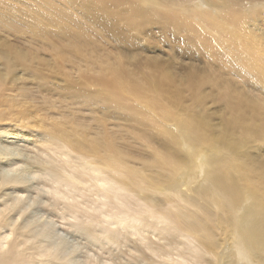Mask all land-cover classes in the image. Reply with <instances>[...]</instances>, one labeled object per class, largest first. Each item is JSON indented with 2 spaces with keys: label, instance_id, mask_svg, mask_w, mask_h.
<instances>
[{
  "label": "bare ground",
  "instance_id": "6f19581e",
  "mask_svg": "<svg viewBox=\"0 0 264 264\" xmlns=\"http://www.w3.org/2000/svg\"><path fill=\"white\" fill-rule=\"evenodd\" d=\"M153 1L166 9L175 2ZM108 2L0 0V264H264V97L237 92L233 124L223 131L204 120L180 122L188 152L160 124L176 139L164 144L175 149L150 147L148 134L142 139L149 144L132 146L133 136L124 133L121 119L106 117V107L148 90L145 77L110 61L100 41L99 28L121 18L105 15ZM199 2L217 47L245 49L264 94V0ZM23 18L36 21L31 41L24 40ZM48 25L52 32L59 26L53 33L62 38L43 28ZM7 34L22 49L36 47L18 52ZM33 60L61 67L65 95L45 97L41 88L25 84ZM74 71L85 81L69 78ZM152 95H145L149 110ZM164 105L168 113L169 103ZM23 125L32 130L24 134Z\"/></svg>",
  "mask_w": 264,
  "mask_h": 264
},
{
  "label": "rangeland",
  "instance_id": "374dc122",
  "mask_svg": "<svg viewBox=\"0 0 264 264\" xmlns=\"http://www.w3.org/2000/svg\"><path fill=\"white\" fill-rule=\"evenodd\" d=\"M115 1L116 0H109L107 3L108 9L106 8L104 13L107 17L110 15H116L121 18L118 22L112 20V24H109L108 27L99 28V33L101 35L100 41L105 47L108 57L111 58L110 61L117 59L120 61L121 65L124 66V69L126 68L127 73L133 76L138 75L140 79L145 77L143 82L144 80L146 81V84L144 82V84L147 86V88L145 87V91L148 90L146 92H149V95H147L146 92L141 93L142 96L141 94L138 95L137 93L136 97L138 99L134 97L137 100L132 99L133 97L124 98L121 102H119L118 106H115L117 102L111 104L109 103L106 108L109 112H112L109 113L106 110L105 113L107 112V116H104L109 117L112 114V117L110 116L109 119H121V121H118L124 126V133L127 134L129 132V134L133 136L131 139L128 138V140L132 143V146H137L138 149L139 146L142 148L144 145H141V141L144 139V134H146L145 136L148 134V138L149 135L152 137H150V140L152 141V143H150V147H155L156 150H159V152H170L175 149V146H167L165 145L166 142L168 141L167 144L169 143V140L171 141V144H175L172 143L174 141L176 142V139H172L170 135V138L168 137V134L171 133V135H175V138H177L179 143H181L183 140V144H181V149H183L190 143L186 141V137L184 138V135L187 133H185L186 129L182 128L183 122L193 123L195 120H204L209 124V127L211 126V128L215 129L216 131H223L224 127L226 128L233 124V118L235 117V111L233 107L236 106L235 110H237L238 106V102H234L237 92H240L241 90L245 93V97L249 98V96H251L250 98L255 100L264 97V94L259 90L260 88L258 87L261 82L257 84V80H255V73H253V71L259 70L255 69V63L253 59L249 57L247 51L243 48L239 52H236L234 50L229 51L217 47V35H214L210 28H208V25L206 26V23L201 20L199 10H204V5L201 4L199 0H186L188 2H185V0H175L174 5L167 9L154 7L153 4H158V1L153 0H129V6L128 4L125 6V2L128 0H120L121 2L117 0V3ZM112 2H115L116 4H113ZM121 3L124 5L121 6L125 8H121L119 6ZM115 5L118 6L116 7ZM126 7L130 9V13ZM135 8L138 9L136 10ZM121 9L123 11H119ZM139 10L142 14L140 12H137L138 14H136V11ZM127 11L130 14L128 16ZM92 12L97 13L96 10ZM133 16L135 19H133ZM9 17L10 21L12 22L11 14H9ZM125 18L132 20H126ZM21 23L26 27V29H28L25 33L26 35L24 34V40L26 42L31 41L36 35H38V33L30 34L29 32V30L33 31L31 26H37L36 21H32L30 18H23ZM43 28L48 29L53 36L62 38L53 33H58L57 30L59 29V26L53 25V32L51 31L50 25L44 26ZM7 37L8 40L14 45L13 49L18 52L22 51L24 54H26L29 50L35 49L36 47L33 45L32 48L27 47L26 49H22L18 47L19 44L17 43V38L14 35L7 34ZM120 40L123 41L121 42ZM240 54L241 56H238ZM237 56L239 57V61H236L235 59ZM43 57L49 59L48 55H44ZM129 57H131V60H129ZM31 66L32 70H29L28 72L26 71L27 73L25 72L26 74L24 76H27L25 77L27 80L24 78L25 84L28 83L29 86L31 85L32 87L41 88L45 97L49 94L51 96L53 95L54 98L65 95L67 83L64 78H62L61 73L63 74V71L60 66H57L59 69H56L55 65L52 63L43 64V62L38 60H33ZM152 74H155V78L157 76L158 80H156L155 83V78H152ZM68 75V77L71 79H77L80 82L85 81V78L78 76L76 71ZM141 75L142 78L140 77ZM32 78H34V80ZM123 82L132 84L128 80H123ZM152 83H154L157 88H155ZM158 83L160 85H157ZM150 87L151 89H149ZM150 91L154 92L151 93ZM159 91L163 94H161V97L163 96V98L158 96L160 95ZM92 92H97L96 87H93ZM145 95L148 99L145 97ZM151 95L155 97L157 95V97H154V101L156 103L153 101V108L149 110L150 105L147 100L150 99ZM139 96H141V98ZM158 97L162 100H159ZM126 99L132 100L129 102ZM139 99L142 103L145 102L144 105H148V109H145L147 106L139 103ZM166 99L167 102L165 101ZM126 101L130 104L127 105ZM131 101L133 103H131ZM146 101L148 104H146ZM138 103L140 105H138ZM162 105L169 106H167V111L169 113L170 119H165L167 122L162 120L165 115L157 112L158 110H161L163 113H167L166 107H162ZM129 106H131V108H129ZM95 107L99 109V105L97 103L95 104ZM108 107L115 108V110H109ZM117 107L120 110H117ZM159 107L164 109H159ZM128 112H132L133 115L130 116V113ZM154 112L156 114L158 113L156 117H154ZM142 114H144L146 119ZM149 114H152V116L154 115L153 118L155 120L153 118L152 120ZM159 116H161V119H159ZM113 117L114 119H112ZM156 118L158 119L156 120ZM149 119L151 122L148 121ZM153 121L156 122L154 123ZM157 121L160 123H157ZM148 123L151 124L149 125ZM155 124L164 126L165 128H162L164 130L166 129V131L169 133L165 135L167 132L165 133L164 130H161L160 126L158 127ZM209 127L204 130L206 138L209 135L207 131ZM20 128L21 131L24 129L22 131L24 134L25 132L27 134L30 130H32V128L25 127L24 125L20 126ZM161 131H163L164 135H161ZM166 136L169 139L166 140ZM150 140L147 139V142L146 140H143V142L145 141V144H149V142H151ZM157 140H161L162 142H158ZM183 150L188 152V149ZM182 152L185 153L184 151ZM199 156H201L199 158V162H203V156H205V152L201 150ZM181 173L183 175L180 174L179 178L184 176V170Z\"/></svg>",
  "mask_w": 264,
  "mask_h": 264
}]
</instances>
